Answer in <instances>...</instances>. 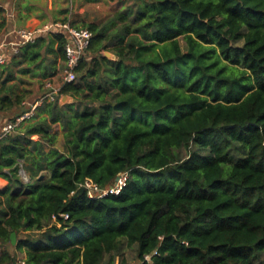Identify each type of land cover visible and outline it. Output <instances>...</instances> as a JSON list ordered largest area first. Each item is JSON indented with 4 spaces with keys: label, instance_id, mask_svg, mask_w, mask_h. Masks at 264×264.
Masks as SVG:
<instances>
[{
    "label": "trees",
    "instance_id": "1",
    "mask_svg": "<svg viewBox=\"0 0 264 264\" xmlns=\"http://www.w3.org/2000/svg\"><path fill=\"white\" fill-rule=\"evenodd\" d=\"M120 2L62 20L93 34L77 81L0 141V264H264V0ZM66 42L0 66V118L32 110L18 84L57 76Z\"/></svg>",
    "mask_w": 264,
    "mask_h": 264
},
{
    "label": "rangeland",
    "instance_id": "2",
    "mask_svg": "<svg viewBox=\"0 0 264 264\" xmlns=\"http://www.w3.org/2000/svg\"><path fill=\"white\" fill-rule=\"evenodd\" d=\"M14 1L15 0L10 1V8L7 11L8 31L4 34V38L0 42L6 43V52L10 58H12L14 54L13 47L19 48L22 44L21 38L18 35L19 29L33 28L46 23L62 21L65 17H67V15L71 16L72 21L87 20L101 22L116 10L122 8V3L120 2V0H98L92 2L89 0H41L38 2H33L36 7L35 15L37 16L36 18H33L37 22L36 24H31L28 26L27 20L24 21V23H19L17 15L15 17H9L8 14L13 13L12 10L14 8ZM6 2L7 0H0L1 6H4ZM47 35L48 34H46L45 36ZM10 62L11 61H9L6 66L10 65ZM16 69L17 68H15V71ZM29 78L30 76L24 77V79H27V81L29 80ZM31 81V83L27 82L25 84L18 82L19 90L27 89L29 91H32V94L27 97L25 105H23V107L25 108L31 107L36 100L41 99L47 92H49L50 89H48L46 86L47 82H52L56 88L60 87L63 84L60 73H58V75L51 80L37 78ZM15 117L16 113L14 112L3 114V116L0 118V125H2V123H4L6 120H13ZM56 129L59 131L58 146L62 148L64 142V133L60 130L59 126H57ZM4 249L5 247L0 244V254ZM12 251H14V249ZM17 255L20 259H22V253L17 252ZM127 257L129 258V261L134 262V251L129 249Z\"/></svg>",
    "mask_w": 264,
    "mask_h": 264
},
{
    "label": "built area",
    "instance_id": "3",
    "mask_svg": "<svg viewBox=\"0 0 264 264\" xmlns=\"http://www.w3.org/2000/svg\"><path fill=\"white\" fill-rule=\"evenodd\" d=\"M64 34L66 37V46H65V60L63 67L60 69L59 73L62 78L63 84L65 83H74L77 81L76 68L79 66L82 58L85 56L93 34L87 28H77L71 25L70 21H55L51 23H46L39 25L33 28H22L19 29L18 35L21 38V43H33L39 37L45 36L46 34ZM14 45V44H13ZM6 43L0 44V66H4L11 61L9 55L6 52ZM13 56L19 53L18 47H13ZM12 56V57H13ZM47 88L50 89L38 102L33 106L32 110L23 116L17 118L16 121L6 120L4 124L0 127V141L11 134L14 129L17 127L18 123L23 119L30 117L33 114V110L41 104L43 101H56L59 95L60 87L56 88L52 82H47ZM128 176L127 174L120 175L113 186L108 189L102 190L96 183L91 180H87L81 186L88 190L90 197L104 196L108 193L119 194L123 188L126 186ZM68 218V215L65 216ZM146 260H150L151 256H145ZM18 264H27L26 261L22 258L19 259ZM133 264V263H131Z\"/></svg>",
    "mask_w": 264,
    "mask_h": 264
},
{
    "label": "crops",
    "instance_id": "4",
    "mask_svg": "<svg viewBox=\"0 0 264 264\" xmlns=\"http://www.w3.org/2000/svg\"><path fill=\"white\" fill-rule=\"evenodd\" d=\"M10 1L11 0H7L6 4L2 7H4V9H6V12L9 10V6H10ZM38 1H41V0H15L14 1V8H13V13H9V17H15L16 15L18 16V22L21 23L24 21H28V26L31 25V24H36V20H34V18H36L37 16L35 15V11H36V7L35 5L33 4V2H38ZM98 1V0H97ZM21 4V5H19ZM0 6H1V3H0ZM27 6H31V9H27ZM18 10H17V8ZM20 11L22 12V14L24 15V19H22L20 17ZM69 16V15H67ZM34 17V18H33ZM69 18L71 19V16H69ZM33 20V21H32ZM74 21V20H73ZM80 21H87V20H80ZM78 21V22H80ZM4 38V35L3 36H0V42L3 40ZM1 44V43H0ZM22 45V44H21ZM20 45V46H21ZM4 123H2L3 125ZM0 125V127L2 126ZM6 184V182L4 180H2L0 178V187L4 186ZM24 256V255H23Z\"/></svg>",
    "mask_w": 264,
    "mask_h": 264
},
{
    "label": "water",
    "instance_id": "5",
    "mask_svg": "<svg viewBox=\"0 0 264 264\" xmlns=\"http://www.w3.org/2000/svg\"><path fill=\"white\" fill-rule=\"evenodd\" d=\"M105 55L108 58L112 59V60H115L116 59L115 55L113 53H111V52H105ZM73 101H74V99L71 96H69V95H64L60 99V103L62 105L63 104H66V103H71ZM22 173H23L24 177H26L25 172L23 171ZM12 242H13V244H16V242H17V236H16V234H12Z\"/></svg>",
    "mask_w": 264,
    "mask_h": 264
}]
</instances>
